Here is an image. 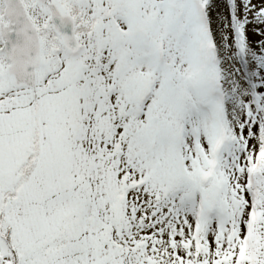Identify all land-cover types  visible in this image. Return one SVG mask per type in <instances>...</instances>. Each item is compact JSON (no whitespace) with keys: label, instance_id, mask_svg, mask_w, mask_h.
I'll return each mask as SVG.
<instances>
[{"label":"snow or ice","instance_id":"6c2138e0","mask_svg":"<svg viewBox=\"0 0 264 264\" xmlns=\"http://www.w3.org/2000/svg\"><path fill=\"white\" fill-rule=\"evenodd\" d=\"M0 264H264V0H0Z\"/></svg>","mask_w":264,"mask_h":264}]
</instances>
